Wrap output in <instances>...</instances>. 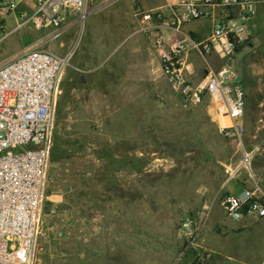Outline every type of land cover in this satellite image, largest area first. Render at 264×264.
Wrapping results in <instances>:
<instances>
[{
    "label": "rangeland",
    "instance_id": "374dc122",
    "mask_svg": "<svg viewBox=\"0 0 264 264\" xmlns=\"http://www.w3.org/2000/svg\"><path fill=\"white\" fill-rule=\"evenodd\" d=\"M129 1L112 4L89 17L84 27L72 28L42 46L61 55L70 54L67 67L97 71L102 77L83 86L77 94L72 131L73 137L87 143L83 153L73 152L67 163L52 165V171L48 161L38 233L29 264L50 260L47 248L56 243L55 238L67 228L66 221L76 210L88 222L90 216L114 208L116 199L125 213L137 217L143 229L142 233L135 232L138 241L122 237L123 251L114 258L120 264H193L197 253L203 256L202 264H258L264 259V220L254 216L230 220L220 205L228 192L230 170L240 164L237 143L222 136L207 104L184 103L161 71L152 79L142 76V69L147 67L142 66L140 56L147 61L158 58L145 35V47L139 52L132 53L129 45L113 51L120 34L113 30L114 14ZM0 2L6 4V0ZM15 13L16 9L9 13L0 10L3 34L16 27L19 19ZM254 21L259 30L245 42L246 47L251 46L227 63L241 73L249 93L243 144L246 149L259 146L251 161L253 169L257 162L264 164V0L256 2ZM26 29L34 32L36 39L43 34L31 23ZM14 36L0 41V55L14 48ZM8 56H0V63ZM66 68L56 91L51 145L55 129H60L55 123L56 105ZM95 148L111 151L115 164L109 166L96 159L91 154ZM124 160L127 162L121 166ZM244 173L245 169L240 168L236 175L243 177ZM66 177L70 179L69 186H65L67 203L64 209H57L48 202V185L63 187ZM187 217L194 221L193 247H185L187 238L181 232ZM147 220H153V235L145 230ZM146 236L151 243L148 248ZM103 256L112 262V255Z\"/></svg>",
    "mask_w": 264,
    "mask_h": 264
},
{
    "label": "built area",
    "instance_id": "2783aa9c",
    "mask_svg": "<svg viewBox=\"0 0 264 264\" xmlns=\"http://www.w3.org/2000/svg\"><path fill=\"white\" fill-rule=\"evenodd\" d=\"M119 0H35L34 10L22 13L16 27L31 23L42 36L0 63V264H29L35 245L40 209L45 194L47 165L54 126L56 91L70 54L42 46L53 43L72 28L84 27L92 15ZM21 0L0 2V10H15ZM257 0H174L161 7L135 9L137 31L157 52L169 87L186 104H207L223 137L240 149V164L229 179L244 168L251 183L226 194L220 205L233 221L254 216L264 220V189L255 178L251 161L259 146L243 144L246 91L238 72L227 63L214 68L206 61L205 74L190 78L188 53L202 57L216 51L229 59L248 39L247 24L256 15ZM210 21V35L196 42L184 24ZM0 22V32H1ZM194 221L182 223L185 247L194 246ZM192 228V229H191ZM197 253L193 264H202ZM264 264V259L258 263Z\"/></svg>",
    "mask_w": 264,
    "mask_h": 264
},
{
    "label": "crops",
    "instance_id": "0c3cea01",
    "mask_svg": "<svg viewBox=\"0 0 264 264\" xmlns=\"http://www.w3.org/2000/svg\"><path fill=\"white\" fill-rule=\"evenodd\" d=\"M166 2H174V0H130L129 2H126L121 6V10L117 9L113 19V30L115 33L116 31H118L120 34H116L119 40H117L116 46L113 50L114 53L119 51L124 46L128 45L130 46V50L132 51V53L139 52L142 47H145L146 39L144 38L143 33L137 31V23L133 16V11L137 8L144 10L153 7H161L164 12H167V9L164 7ZM34 6L35 0H21L16 8L15 13L17 21L18 19L20 21V15L22 13L32 12L34 10ZM254 17L247 24V32L249 34L247 40L252 38L259 30V25L256 21H254ZM0 22H2V30L5 26L1 18ZM27 24L29 23H26L21 27H15L12 31H10V33L3 34L2 32H0V41L5 38L8 39L10 35L14 34L15 36L13 39L16 40L14 48L10 49L9 51H4V53H2V55L0 56L5 57L9 55L7 57L9 58L10 56H13L14 54L21 51L24 47L32 44L37 40L34 32L31 33L30 31H27ZM210 29L211 24L207 19L193 20L184 24L183 26L184 32L187 33L190 38L196 42H202L207 39L210 35ZM249 46L251 45L249 44ZM249 46L246 47L245 43L240 45L238 47V50H236V53L226 60L220 58L216 51H213L209 56L202 57L197 53V51L190 50L188 53V61L190 63L189 68L191 72L190 78L196 81L205 74L206 61L210 62V64L214 68H217L224 62L229 63L230 60H235L236 54L243 49H248ZM156 56H158V54ZM140 57H142L143 60L142 66L147 67L143 68L141 71L143 77H149L152 79L154 76L153 74H160L161 69L159 56L158 58L155 57L154 59L149 58L148 61L146 60L147 58L143 56ZM106 58L104 59V61L106 60ZM133 58L134 57L132 56L130 61H133ZM230 66L235 69V67H233L232 65ZM78 70L83 71V69ZM235 70L238 72L237 69ZM84 71L94 72L92 70ZM97 74L99 78L102 77L100 72H97ZM238 74L240 75L246 91L245 115L242 119V123H246L250 110L249 93H247V89L242 79L241 73L238 72ZM118 84L121 85L120 82ZM261 136H264V131L262 132ZM262 157L264 158V153L262 154ZM254 168L256 170L252 167L253 174L254 176L256 175L255 178H258L261 187L264 189V164L261 165V163L257 162V164L255 163ZM254 170L256 171V174ZM226 184L228 188V192L226 194L231 192H238L243 187H249L251 185L246 171L243 177L235 175L233 178L229 179ZM48 196V202H50L53 207L57 209H64L63 207L67 203L65 190L53 189L52 191L48 192L47 197ZM116 202L119 203L120 201L118 199L114 200L112 203L114 208H109V211L107 212H102L97 215L90 216L88 222L86 221L85 217L79 214L78 210H76L73 215H70V219H67L66 221L67 228L65 230H62L61 234L55 238L56 243L53 242V244L47 248V253L51 257L50 260H47L46 262H44V264H120L119 262H116L114 258L115 255H120L123 251L122 237L133 239V241H138L137 238H135L137 237L135 232L142 233L143 229L138 225V221L136 219L137 217H135L132 213H125L122 209V206H119ZM245 218L246 217H244V219ZM145 230L147 233L153 235V220L146 221ZM175 241L176 243H178L176 238ZM145 244L146 248L151 246V243L147 241V236ZM104 254L112 255V262L107 261V259L103 256ZM171 254L173 253L171 252Z\"/></svg>",
    "mask_w": 264,
    "mask_h": 264
},
{
    "label": "trees",
    "instance_id": "16d2710c",
    "mask_svg": "<svg viewBox=\"0 0 264 264\" xmlns=\"http://www.w3.org/2000/svg\"><path fill=\"white\" fill-rule=\"evenodd\" d=\"M238 50V49H237ZM76 69V67L69 66L65 70V74L60 82V93L57 99L56 105V126L60 129H55L53 143L49 150V162L52 165L56 163L64 164L70 160L72 153L84 150L87 143L82 139L73 137L72 127L75 126L76 117L74 115L77 111V94L85 85H89L95 82L99 78L97 71L85 72V68ZM71 120V121H68ZM91 154L96 159L105 161L109 166L115 164L114 154L105 148H95L91 150ZM127 161L121 163L124 166ZM84 174V173H83ZM81 175V174H79ZM49 180H52L51 172L49 173ZM69 178H64L63 187H56L58 190H65V186H69ZM85 180L82 177V181ZM68 183V184H67ZM54 185L49 183L47 193L55 188ZM71 186V185H70ZM56 189V190H57Z\"/></svg>",
    "mask_w": 264,
    "mask_h": 264
}]
</instances>
